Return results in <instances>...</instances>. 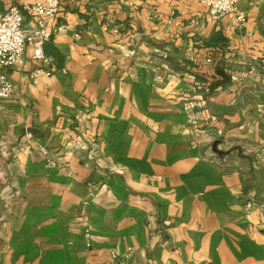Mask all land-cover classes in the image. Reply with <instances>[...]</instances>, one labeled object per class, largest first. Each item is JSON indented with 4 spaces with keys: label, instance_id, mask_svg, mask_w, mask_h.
Returning <instances> with one entry per match:
<instances>
[{
    "label": "crops",
    "instance_id": "crops-1",
    "mask_svg": "<svg viewBox=\"0 0 264 264\" xmlns=\"http://www.w3.org/2000/svg\"><path fill=\"white\" fill-rule=\"evenodd\" d=\"M238 8L61 0L0 100V264H264V0Z\"/></svg>",
    "mask_w": 264,
    "mask_h": 264
},
{
    "label": "built area",
    "instance_id": "built-area-1",
    "mask_svg": "<svg viewBox=\"0 0 264 264\" xmlns=\"http://www.w3.org/2000/svg\"><path fill=\"white\" fill-rule=\"evenodd\" d=\"M208 8L207 18L218 21L224 18L234 20L235 27L241 29L247 22L246 14L238 8L239 0H198ZM61 10V0H37L34 4L19 8L12 6L2 11L0 6V100H8L14 94V84L8 70L21 65L29 47L32 48V58L44 64H50V59L44 52V47L51 42L53 32L49 29V21ZM31 14L35 19V27H25V15ZM208 63H212L208 59ZM41 74L50 76L52 71L40 69L30 75L35 81ZM90 245V233H86Z\"/></svg>",
    "mask_w": 264,
    "mask_h": 264
},
{
    "label": "water",
    "instance_id": "water-1",
    "mask_svg": "<svg viewBox=\"0 0 264 264\" xmlns=\"http://www.w3.org/2000/svg\"><path fill=\"white\" fill-rule=\"evenodd\" d=\"M218 73H219V75L222 76V78L224 79V81L221 83V85H224V84L230 82V77H228V75H226V73H225L224 71H219ZM218 145H219L218 142H216V143L214 144V150H215V152H216L217 154H219V155H224V153L218 151Z\"/></svg>",
    "mask_w": 264,
    "mask_h": 264
},
{
    "label": "trees",
    "instance_id": "trees-1",
    "mask_svg": "<svg viewBox=\"0 0 264 264\" xmlns=\"http://www.w3.org/2000/svg\"><path fill=\"white\" fill-rule=\"evenodd\" d=\"M218 40H219L220 42H223V39H222L220 36H218Z\"/></svg>",
    "mask_w": 264,
    "mask_h": 264
}]
</instances>
